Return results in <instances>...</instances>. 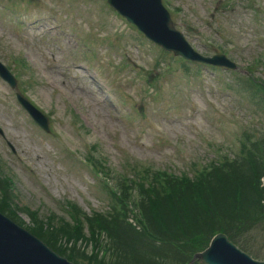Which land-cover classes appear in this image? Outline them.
<instances>
[{"label":"rangeland","instance_id":"1","mask_svg":"<svg viewBox=\"0 0 264 264\" xmlns=\"http://www.w3.org/2000/svg\"><path fill=\"white\" fill-rule=\"evenodd\" d=\"M33 1L39 21L31 39L26 36L27 30L24 31L27 41L14 37L12 30L0 22V57L4 61L9 55L26 58L30 69H27L29 73L20 77L19 87L54 117L56 127L54 135L37 129L18 105L14 93L0 80V130L4 133H0V157L8 164V172L15 178L20 205L38 209L43 216L53 211L59 216L69 217L62 208L66 200L77 202L88 214L93 210L107 211L111 195L104 191L102 183L100 185L90 167L81 160L86 151H92L93 145L99 146L98 151L103 153L109 166L111 164L116 171L128 174L129 165L139 162L177 175L189 173L193 176L195 172L192 165L188 167L190 162L206 165L212 159L218 160L221 155H234L239 150L234 143L239 144L245 129L264 130V113L259 115L262 116L261 121L257 122L258 106L249 94L245 97L244 90L235 81L236 75L219 71L222 78L228 80L223 83L218 72L206 68L202 74L204 87L197 85V78L191 83L187 82L182 72L165 75V79L163 77L162 97L166 104H176V108L166 110L167 119L159 124L157 113L151 105L142 104L144 101L148 103L145 92L141 91L142 83L133 81L141 68L153 78L160 74L156 69L149 70L152 68L151 56L156 54L152 47H148L150 42L131 27L126 28L125 32L135 31V41L148 48L144 49L143 54L133 47L126 48L124 56L130 62V69L116 72L109 66L112 62L121 66L122 48L131 41L129 37L122 38L116 49H99L98 55H92L89 61L78 56L82 47L64 27L52 32L47 30L49 25L60 23L53 18L54 15H60L59 11L62 14L73 11L84 22L97 25L104 32L101 35L103 38L105 35H114V31L105 26L108 15L103 13V17L98 7L90 14L89 8L81 6L90 0ZM91 1L96 4L97 0ZM227 2L237 4L234 11L228 12L230 7L224 8V14L215 13L211 20L215 6L222 7ZM172 4L182 7L179 17L190 26L188 35L200 51L212 53L210 45L224 43L218 33V28L223 27L236 34L231 46L226 49L240 63L241 70L246 71L247 65H251L263 51L264 28L261 25L264 17L257 23L251 4L246 0H172ZM32 8L34 4L29 0L0 3V11L11 16L13 25L33 24L32 21L24 20ZM220 20H223L222 24ZM185 30L187 32L186 26ZM66 34L73 45L65 43ZM102 72L105 77L101 76ZM256 75L264 78L261 68ZM48 82L57 85L62 92L54 90ZM228 82L234 85V90L226 88ZM106 90L114 93L115 97L111 100L122 107L137 104V110L143 111L146 118L137 124L129 121L138 119L136 113L124 114L125 124L119 117L112 119L113 110L101 101L103 96L107 97ZM203 92L211 95L215 106L206 102ZM189 108H199V114L190 118L187 114ZM151 115L153 119L149 118ZM251 118H256V121L251 122ZM209 119L218 129L207 124ZM156 131H163L169 141L167 146L171 149L151 146ZM207 142H211L215 148L207 145ZM213 142L221 147L217 149ZM173 148L175 152H172ZM178 152L182 156H177ZM21 216L29 225V217L26 214ZM255 234L256 239L251 245L264 251V232L258 230ZM88 262L85 260L82 264Z\"/></svg>","mask_w":264,"mask_h":264},{"label":"trees","instance_id":"2","mask_svg":"<svg viewBox=\"0 0 264 264\" xmlns=\"http://www.w3.org/2000/svg\"><path fill=\"white\" fill-rule=\"evenodd\" d=\"M261 169L260 175H264L263 167L257 165L249 169H238V173L236 171L224 173L220 178L222 182L215 180L212 187L200 184L192 190L189 185H185L182 193L189 192L190 196L181 197L171 204L167 203L166 207L170 206L169 211L160 209L156 214L150 212L149 221L152 228L163 238H179L177 243L191 250L202 247L213 233L220 230L228 232L234 239L238 238L237 230L241 225L244 226L246 233L251 229L253 225L251 217L259 213L253 212L254 209L263 208L257 199L259 174L255 173ZM252 171L254 175H246ZM2 189V198L9 199L11 194L9 188L3 187ZM154 215L159 224L153 226ZM35 216L36 224L41 222L37 214ZM227 216L231 217L232 222L227 221ZM119 224L126 225L123 221L115 223V219L107 218L104 220L96 218L90 220L89 224L90 238L94 242L95 249L101 245L98 232L102 231L112 239L113 249L117 253V258L112 264H141V261L148 264H159L166 259V255L162 252L157 253V244L148 241L144 236L147 245L128 243L129 230L125 227H122L121 231L117 230ZM46 226V230L40 226L36 232L56 250L75 262H80V259L85 257V253L77 246L80 239L87 240L83 225L77 228H72L66 223L59 227H56L54 223L53 226L48 224ZM172 231L175 232L174 236H171ZM197 234L202 236L195 238ZM63 238L68 241L75 239L77 242L71 247H64L59 244ZM95 264H100V262Z\"/></svg>","mask_w":264,"mask_h":264},{"label":"water","instance_id":"3","mask_svg":"<svg viewBox=\"0 0 264 264\" xmlns=\"http://www.w3.org/2000/svg\"><path fill=\"white\" fill-rule=\"evenodd\" d=\"M210 264H264L238 250L225 235H217L209 249L197 255ZM0 264H72L0 214Z\"/></svg>","mask_w":264,"mask_h":264}]
</instances>
